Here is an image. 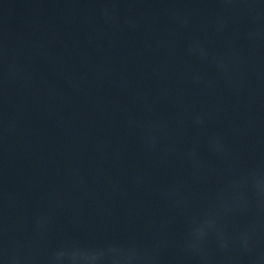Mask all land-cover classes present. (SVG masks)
<instances>
[{
	"label": "water",
	"instance_id": "water-1",
	"mask_svg": "<svg viewBox=\"0 0 264 264\" xmlns=\"http://www.w3.org/2000/svg\"><path fill=\"white\" fill-rule=\"evenodd\" d=\"M0 264H264V0H0Z\"/></svg>",
	"mask_w": 264,
	"mask_h": 264
}]
</instances>
